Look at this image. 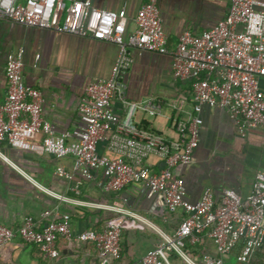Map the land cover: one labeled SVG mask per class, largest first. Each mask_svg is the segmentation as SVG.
<instances>
[{
  "label": "built area",
  "instance_id": "built-area-1",
  "mask_svg": "<svg viewBox=\"0 0 264 264\" xmlns=\"http://www.w3.org/2000/svg\"><path fill=\"white\" fill-rule=\"evenodd\" d=\"M263 9L259 0H230L220 22L199 35L188 30L180 33L172 53V75L189 82L192 108L186 118L174 120L175 136L168 138L135 122L137 112L155 116L161 106L154 100H128L123 83L133 62L130 49L167 53L156 0L140 5L131 30L124 23L123 9L97 8L92 0H0V19L109 41L118 49L109 78L85 86L77 106L80 125L63 132L42 116L41 92L23 81L24 50L9 52L4 64L6 90L0 100V142L23 150L30 139L40 137L45 154L72 161L70 169L59 165L55 174L69 183L74 196L80 194L77 177L94 181L103 194L140 183L147 197L160 196L169 211L181 209L183 215L173 232H159L161 242L145 252L140 264H173L172 258L182 264H221V258L236 246L240 248L237 262L248 263L264 248V172L255 173L251 190L243 197L224 189L216 202L210 188H205L192 203L185 199L183 180L175 171L191 162L203 106L224 110L240 129L264 127ZM100 144L110 156L98 152ZM149 157L162 166L155 170ZM39 188L59 202L120 215L105 220L100 231L84 229L73 238L70 214L45 210L38 219L24 217L15 229L0 224V248L18 237L35 245L45 258L55 259L56 241L63 237L69 243L94 244L97 264H112L120 254L123 231L148 226L147 220L127 209ZM205 239L212 241L217 256L193 255Z\"/></svg>",
  "mask_w": 264,
  "mask_h": 264
},
{
  "label": "crops",
  "instance_id": "crops-1",
  "mask_svg": "<svg viewBox=\"0 0 264 264\" xmlns=\"http://www.w3.org/2000/svg\"><path fill=\"white\" fill-rule=\"evenodd\" d=\"M145 0H92V5L106 10L123 9L127 30L134 28L137 9ZM230 0H156L161 27L167 36V53L160 54L130 49L133 56L123 78L127 99L133 102L154 100L161 106L159 115L138 112L135 122L168 138H174L173 123L191 112L189 82L172 75V53L183 30L199 35L220 22ZM264 2V0H259ZM264 10V9H263ZM18 48L24 50L22 77L24 83L38 89L43 97L42 116L57 132L80 125L77 114L85 86L94 79H107L117 55V46L109 41L81 37L17 24L0 19V100L5 95V56ZM38 55V58L35 56ZM174 105L175 107H171ZM118 108L115 102L114 107ZM198 145L191 162L176 169L183 180L185 199L195 202L205 188H210L214 201L224 189L240 196L247 195L256 172H264V127L243 130L219 108L203 106ZM27 149H14L0 142V224L15 229L23 218L38 219L45 210L69 213L70 234L75 237L84 229L100 231L105 220L116 212L97 210L59 202L46 195L43 187L58 194L85 201L102 202L132 211L147 220L142 229H125L120 241V254L112 264H140L146 251L161 242L159 232L170 234L183 215L181 209L169 211L158 195L147 197L146 187L136 183L115 193L103 194L94 181L78 180L80 194L69 191V183L55 174L61 165L70 169V159H54L45 154L40 137L29 140ZM100 154L109 155L100 144ZM158 170L162 164L155 157L147 159ZM100 179V174L97 176ZM55 259L42 256L33 244L15 237L0 248V264H97L92 243H76L60 237ZM236 246L221 258V264H242L236 257ZM206 252L217 256L210 239H205L193 255ZM176 258H172L174 263ZM264 264V248L257 250L248 263Z\"/></svg>",
  "mask_w": 264,
  "mask_h": 264
},
{
  "label": "rangeland",
  "instance_id": "rangeland-1",
  "mask_svg": "<svg viewBox=\"0 0 264 264\" xmlns=\"http://www.w3.org/2000/svg\"><path fill=\"white\" fill-rule=\"evenodd\" d=\"M137 114H138V112L136 113V116H137ZM135 119H136V117H135ZM173 264H182V262L180 260H176Z\"/></svg>",
  "mask_w": 264,
  "mask_h": 264
},
{
  "label": "bare ground",
  "instance_id": "bare-ground-1",
  "mask_svg": "<svg viewBox=\"0 0 264 264\" xmlns=\"http://www.w3.org/2000/svg\"><path fill=\"white\" fill-rule=\"evenodd\" d=\"M43 188V187H42ZM148 225V224H147Z\"/></svg>",
  "mask_w": 264,
  "mask_h": 264
}]
</instances>
